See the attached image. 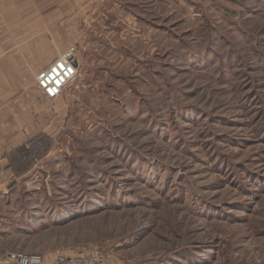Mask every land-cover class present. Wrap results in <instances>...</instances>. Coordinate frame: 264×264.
<instances>
[{
	"label": "rangeland",
	"instance_id": "374dc122",
	"mask_svg": "<svg viewBox=\"0 0 264 264\" xmlns=\"http://www.w3.org/2000/svg\"><path fill=\"white\" fill-rule=\"evenodd\" d=\"M110 9L31 138L47 154L9 160L0 259L264 264V0Z\"/></svg>",
	"mask_w": 264,
	"mask_h": 264
},
{
	"label": "crops",
	"instance_id": "0c3cea01",
	"mask_svg": "<svg viewBox=\"0 0 264 264\" xmlns=\"http://www.w3.org/2000/svg\"><path fill=\"white\" fill-rule=\"evenodd\" d=\"M106 6L107 0H0L3 194L10 190L8 181L15 175L8 155L29 139L49 132L50 99L37 86L34 70L46 68L70 46H77L81 54L86 38L90 44L97 25L111 15ZM61 98L54 100L56 107Z\"/></svg>",
	"mask_w": 264,
	"mask_h": 264
},
{
	"label": "built area",
	"instance_id": "2783aa9c",
	"mask_svg": "<svg viewBox=\"0 0 264 264\" xmlns=\"http://www.w3.org/2000/svg\"><path fill=\"white\" fill-rule=\"evenodd\" d=\"M77 51L76 46H70L37 74L36 84L48 99L55 100L63 95L66 86L78 75L80 64ZM99 261L96 254L61 255L56 264H99ZM0 264H44V259L40 255L11 252L0 259Z\"/></svg>",
	"mask_w": 264,
	"mask_h": 264
},
{
	"label": "trees",
	"instance_id": "16d2710c",
	"mask_svg": "<svg viewBox=\"0 0 264 264\" xmlns=\"http://www.w3.org/2000/svg\"><path fill=\"white\" fill-rule=\"evenodd\" d=\"M35 140L31 139L28 141L32 145L29 149H26L27 144H24L8 155L10 165L16 170V173L24 174L29 171L32 168V164L36 160L43 158L49 151V148L46 150L43 148L46 145L45 141L34 144Z\"/></svg>",
	"mask_w": 264,
	"mask_h": 264
}]
</instances>
